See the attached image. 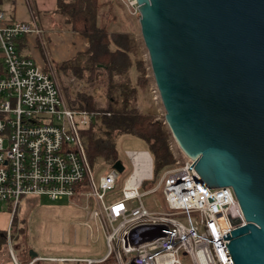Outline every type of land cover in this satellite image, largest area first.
<instances>
[{
	"label": "built area",
	"instance_id": "obj_1",
	"mask_svg": "<svg viewBox=\"0 0 264 264\" xmlns=\"http://www.w3.org/2000/svg\"><path fill=\"white\" fill-rule=\"evenodd\" d=\"M120 3L138 15L135 0ZM42 34L32 16L15 21L0 8V203L12 218L26 198L71 204L88 220L81 223L86 244L102 236L105 251L99 257L37 255L27 264H233L225 237L245 222L232 189L209 188L190 160L182 154L184 161L176 160L172 146L174 162L150 191L161 190L163 211L148 210L138 192L154 179L148 151H124L122 172L113 164L95 171L81 130L109 113L69 109L50 63L38 66L20 55V38L42 43ZM5 236L10 240L9 230Z\"/></svg>",
	"mask_w": 264,
	"mask_h": 264
},
{
	"label": "water",
	"instance_id": "obj_2",
	"mask_svg": "<svg viewBox=\"0 0 264 264\" xmlns=\"http://www.w3.org/2000/svg\"><path fill=\"white\" fill-rule=\"evenodd\" d=\"M135 1L162 123L209 188L232 189L233 264H264V0Z\"/></svg>",
	"mask_w": 264,
	"mask_h": 264
},
{
	"label": "trees",
	"instance_id": "obj_3",
	"mask_svg": "<svg viewBox=\"0 0 264 264\" xmlns=\"http://www.w3.org/2000/svg\"><path fill=\"white\" fill-rule=\"evenodd\" d=\"M122 7L120 0H56L54 11L61 15L62 28L85 38L86 49L67 60L52 62V67L69 109L109 113L96 116L81 130L92 167L104 170L122 160L116 141L128 136L144 144L157 173L173 164L170 147L174 142L165 124L156 120L154 106L146 102L150 80L142 59L141 38L127 29L110 28L119 21ZM24 47L20 38L17 50ZM65 79H76L79 85L71 88ZM99 98L101 105L96 103ZM14 227L12 219L10 238L19 232ZM0 246H7L5 238L0 239Z\"/></svg>",
	"mask_w": 264,
	"mask_h": 264
},
{
	"label": "rangeland",
	"instance_id": "obj_4",
	"mask_svg": "<svg viewBox=\"0 0 264 264\" xmlns=\"http://www.w3.org/2000/svg\"><path fill=\"white\" fill-rule=\"evenodd\" d=\"M18 2H20V4H18L19 7L21 6L26 8L27 5L28 8L29 6L28 10L31 11L30 16L35 19L39 28L46 29L52 21L55 22V25L58 23L61 26H64L61 15L54 11L56 9V0H27L28 4H26L25 0H16V3ZM4 9L6 13H8L10 6L8 4H4ZM124 12L119 11V21L115 20L110 28L114 30L127 29L134 33L137 39L141 38L138 15L131 16L125 10ZM69 36L72 39V45L74 46V48L72 47V52L77 48H83L82 45L85 40L81 36H76L72 33L69 34ZM75 38L79 39L78 47H75ZM73 40L75 42H73ZM141 50L142 59L145 62L147 71L146 77L150 80L146 102L149 105L151 104L154 106L157 113V120L160 119L162 121L164 110L151 76L148 57L144 45L141 47ZM50 66L55 73L56 80L60 87L56 72L52 67V64H50ZM65 84L71 88H76V85H79V81L76 79H65ZM100 100L101 99L99 98L96 101L98 105L102 104ZM139 106H141V104ZM144 149V144L135 138L120 136L116 141V150L126 166H128V163L123 158L124 151H140ZM172 149L175 152L176 160L183 162L184 160L181 153L178 151L175 144L174 146L172 145ZM161 172H153L154 179L151 181H145L138 189L139 193L144 194L142 197L143 205L150 211L166 210L165 204L162 200L161 190L150 192L157 185L158 177ZM127 174H124V176ZM4 207L5 205L0 203V211L5 210ZM12 219H14V228L16 231H19L15 238L11 237L10 240L6 242L12 252L15 250L14 248L19 249V247H29L36 252L39 257L48 258L63 256L70 258L99 257L105 251L102 236L98 238L96 244H86V229L81 223L87 222L88 220H86V216L83 211L73 207L71 204L65 202H49L46 199L26 198L20 202ZM7 250L9 251L8 248ZM27 259L28 257L24 253L22 261H26ZM41 264L54 263L42 261Z\"/></svg>",
	"mask_w": 264,
	"mask_h": 264
},
{
	"label": "crops",
	"instance_id": "obj_5",
	"mask_svg": "<svg viewBox=\"0 0 264 264\" xmlns=\"http://www.w3.org/2000/svg\"><path fill=\"white\" fill-rule=\"evenodd\" d=\"M1 1V8L2 10H4L6 16L10 19L15 21H27L30 19L31 11L28 10L29 6L28 8L27 5L26 8L21 6L19 7L18 4H20V2L16 3V0ZM4 4H8L10 6V10L8 13H6L4 9ZM40 29L43 32L41 37L42 43H37L38 40H35L34 37L29 36L24 39L25 47L22 49L21 52L18 51L20 55L30 58L38 66L44 65L45 62H49L50 64H52V62H60L67 60L71 58L75 53L84 51L86 49V39L82 37L85 40L83 41V48H77L72 52V47L74 48V46L72 45V39L69 36V34H71L72 32L65 31L62 26L58 23L57 25H55V22L52 21V23L49 24L46 29ZM75 39V47H78L79 39ZM75 41L73 40V42ZM11 222L12 217L10 216L7 209L0 211V239H4L3 236L6 235L8 230L10 231ZM7 248L9 249V251L7 250ZM7 248L6 246H0V264H27L30 262L29 259L26 261H22L24 250L30 248H14L15 250L13 252L9 245H7ZM12 257L14 259H12ZM42 261L53 263L48 260H38L31 264H41Z\"/></svg>",
	"mask_w": 264,
	"mask_h": 264
},
{
	"label": "flooded vegetation",
	"instance_id": "obj_6",
	"mask_svg": "<svg viewBox=\"0 0 264 264\" xmlns=\"http://www.w3.org/2000/svg\"><path fill=\"white\" fill-rule=\"evenodd\" d=\"M23 250H24V249H23ZM28 250H29V249H25V250H24V253L26 254L27 257H28ZM27 260H28V259H27Z\"/></svg>",
	"mask_w": 264,
	"mask_h": 264
},
{
	"label": "bare ground",
	"instance_id": "obj_7",
	"mask_svg": "<svg viewBox=\"0 0 264 264\" xmlns=\"http://www.w3.org/2000/svg\"><path fill=\"white\" fill-rule=\"evenodd\" d=\"M134 177V175L132 176V178Z\"/></svg>",
	"mask_w": 264,
	"mask_h": 264
}]
</instances>
